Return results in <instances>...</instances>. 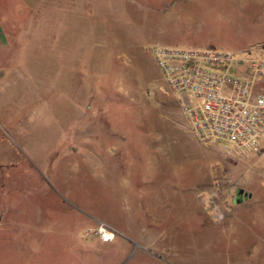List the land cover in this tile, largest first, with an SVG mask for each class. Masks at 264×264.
I'll return each mask as SVG.
<instances>
[{
	"label": "rangeland",
	"instance_id": "rangeland-1",
	"mask_svg": "<svg viewBox=\"0 0 264 264\" xmlns=\"http://www.w3.org/2000/svg\"><path fill=\"white\" fill-rule=\"evenodd\" d=\"M0 29V264H264V157L198 144L148 53L264 58V0H0Z\"/></svg>",
	"mask_w": 264,
	"mask_h": 264
},
{
	"label": "built area",
	"instance_id": "built-area-1",
	"mask_svg": "<svg viewBox=\"0 0 264 264\" xmlns=\"http://www.w3.org/2000/svg\"><path fill=\"white\" fill-rule=\"evenodd\" d=\"M164 87L178 95L188 131L200 145L243 160L264 157V58L210 48L149 45ZM215 197L210 194V199ZM216 208V219L225 220ZM112 242L116 231L95 232Z\"/></svg>",
	"mask_w": 264,
	"mask_h": 264
},
{
	"label": "crops",
	"instance_id": "crops-1",
	"mask_svg": "<svg viewBox=\"0 0 264 264\" xmlns=\"http://www.w3.org/2000/svg\"><path fill=\"white\" fill-rule=\"evenodd\" d=\"M0 38H1V29H0ZM21 160V153L20 151L17 149V147L14 145V143L6 138L0 131V185L3 182V176L1 175V172L16 166L17 164H19ZM250 194V197L248 199H252L253 197V193L251 194V192H248ZM247 199V200H248ZM245 201H241L240 203H238V205H242ZM148 244H146V247H148L149 249L151 247H153V249L151 248V250H160V245L158 244H154L152 245V242H147ZM141 264H152V262L150 263V261H142ZM153 264H170V263H166L164 260H160V259H156L155 263ZM228 264H243L242 262H230Z\"/></svg>",
	"mask_w": 264,
	"mask_h": 264
},
{
	"label": "water",
	"instance_id": "water-1",
	"mask_svg": "<svg viewBox=\"0 0 264 264\" xmlns=\"http://www.w3.org/2000/svg\"><path fill=\"white\" fill-rule=\"evenodd\" d=\"M240 196H244L245 198L249 197L250 194L245 192L243 189H240L238 192V199H237V203H240L242 200L240 199Z\"/></svg>",
	"mask_w": 264,
	"mask_h": 264
},
{
	"label": "flooded vegetation",
	"instance_id": "flooded-vegetation-1",
	"mask_svg": "<svg viewBox=\"0 0 264 264\" xmlns=\"http://www.w3.org/2000/svg\"><path fill=\"white\" fill-rule=\"evenodd\" d=\"M240 190V189H239ZM239 190L237 191V196H238V192H239ZM246 192V191H245ZM248 193V192H247ZM250 197V196H249ZM249 197H247V198H245L244 196H240V199L243 201V200H245V199H248Z\"/></svg>",
	"mask_w": 264,
	"mask_h": 264
}]
</instances>
